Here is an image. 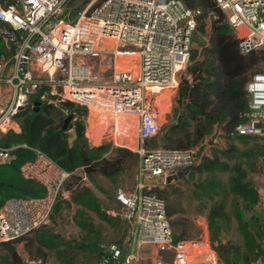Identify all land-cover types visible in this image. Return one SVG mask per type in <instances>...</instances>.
<instances>
[{
    "label": "built area",
    "instance_id": "1",
    "mask_svg": "<svg viewBox=\"0 0 264 264\" xmlns=\"http://www.w3.org/2000/svg\"><path fill=\"white\" fill-rule=\"evenodd\" d=\"M69 1L13 0L0 5L2 51L12 47L14 51L9 58L0 54V101L4 91L7 97L0 109V137L21 133L16 115L27 105L33 109L30 101L35 96L40 106L64 107L65 116L70 114L69 108L85 109L84 137L89 147L108 144L138 155L135 188L115 194L120 212L106 211L130 225L128 252L123 255L116 245H102L105 256L98 264H141L138 250L144 246L155 247L168 260L156 257L152 264H223L208 241H175L166 203L144 193L153 187L147 182L165 184L167 176L196 165L192 150L149 149L146 143L161 132L163 114L156 99L168 91L173 93V103L202 11L189 9L180 0H92L71 22L69 9L76 0L71 5ZM214 2L238 40L239 53L264 52V0ZM102 67L111 70V75H103ZM244 89V121L229 136L263 138L264 73L254 74ZM71 113L72 124L79 116L75 110ZM123 118L126 120L120 123ZM14 148H0V167L11 162ZM30 150L33 159L21 165L20 175L41 186L44 193L38 198L4 202L0 243L49 226L55 202L70 198L72 173L42 151ZM75 174L79 180L73 188H90L82 169ZM259 196L264 212V196ZM253 264H264V250L263 258Z\"/></svg>",
    "mask_w": 264,
    "mask_h": 264
},
{
    "label": "trees",
    "instance_id": "2",
    "mask_svg": "<svg viewBox=\"0 0 264 264\" xmlns=\"http://www.w3.org/2000/svg\"><path fill=\"white\" fill-rule=\"evenodd\" d=\"M91 1L83 0L82 9ZM180 1L189 9H200L202 14L197 17L187 68L180 77L174 97L171 121L158 138L148 140L146 145L165 150H193L216 128L221 129L223 137L230 142L225 149L212 148L210 155H202L199 159L195 157L196 165L187 171L188 175L183 180L165 184L164 189L144 190V193L153 194L167 203V190L174 193L177 182L191 181L197 175L203 178L193 185L192 195L199 203L213 202L224 193L231 194L241 204V208L234 204L232 218L237 223L242 242H218L219 227L216 220L222 219L228 223L230 221L225 212V203L220 201L210 208L207 215L210 243L223 264H253L263 258V250L258 240L264 236V226L262 228L252 223L257 222L254 217L249 225L245 224L240 211L252 213L260 205V196L247 180L246 169L240 164L231 166L229 162L236 159L239 152L234 142L247 145L258 137H230L229 133L244 121L241 116L247 102L244 88L254 74L264 73V52L247 55L239 53L238 40L226 25L225 17L214 0ZM11 3L13 0H0V5L3 6ZM208 16L211 17L209 23L206 22ZM2 26L0 23V27ZM197 34L207 36V42L200 43L199 48L193 49L194 36ZM2 50L0 41V54L9 58L14 52L13 47L10 51ZM38 100V96H35L30 102L36 103ZM63 110L64 107L52 104H42L38 112L24 108L16 115L21 125V133L10 132L0 137V148L15 147L11 162L0 167V209L8 199L38 198L43 195L41 186L24 180L20 175L21 165L33 159L30 149H38L60 168L72 173L68 184L70 198L55 202L50 225L56 223L64 210L74 207L71 220L80 231L81 238L66 241L46 232L45 229L50 225L41 227L24 237L0 243V264H24L17 250L21 244L30 260L38 264H46L49 255L60 264H78L77 259L82 256L94 261V264L99 263L105 256L101 248L104 245L103 237L90 214L109 227H115L119 223V219L106 214L91 189L79 185L73 188L79 180L75 172L82 169L92 182L99 176L116 185L128 164L137 165L138 155L126 149L111 148L108 144L89 147L84 137L85 109L69 108V113L76 111L79 120L70 124L66 132L61 131L65 118ZM69 131L73 132L71 140ZM260 139L264 142V137ZM258 155L264 157V144L258 148ZM225 173H230L227 189L219 178V175ZM166 207L170 218L174 211L168 205ZM177 225L175 221L170 224L174 229ZM173 238L175 241H184L185 232L173 235ZM117 244L120 248L121 242Z\"/></svg>",
    "mask_w": 264,
    "mask_h": 264
},
{
    "label": "rangeland",
    "instance_id": "3",
    "mask_svg": "<svg viewBox=\"0 0 264 264\" xmlns=\"http://www.w3.org/2000/svg\"><path fill=\"white\" fill-rule=\"evenodd\" d=\"M82 2L83 0H76V2L70 7V17L69 20L73 22L77 17V14L82 10ZM68 11V10H67ZM195 41H193V49L199 48L200 43L207 42V36H201L199 34L194 36ZM111 47H115V43H110ZM120 50L124 51H134V49L129 46L121 47ZM87 63H93V61H87ZM97 63V62H96ZM187 68V67H186ZM186 68L182 71L184 75ZM105 76H110L112 71L107 70L106 67H102ZM181 74V76H182ZM180 76V77H181ZM2 92V91H0ZM6 92H3V97L0 101V109L1 105L4 104L6 100ZM172 92L164 91L161 92L159 97L156 99V105L161 110L163 114L162 119V128L159 136L162 131L167 127V125L171 121V114L174 104L172 103ZM171 101V103H170ZM168 112V114H165ZM125 118L120 120L122 123ZM137 124H133V131L136 132ZM73 135L72 131L68 132L69 140H71ZM158 136V137H159ZM157 137V138H158ZM229 140L223 137V132L221 129L216 128L214 131L207 136L204 142L199 145L197 148L193 149V153L197 159L202 155H210L212 148L217 149H225L229 145ZM239 152L236 156V159L229 162L231 166L236 164H240L247 171V180L255 187L258 191L259 195L264 196V157H260L258 155V148L264 144L263 140L257 138L255 140L250 141L247 145H243L239 142H234ZM149 149H162L160 147L150 148L148 144L146 145ZM138 163L136 166L128 164L121 175L118 184L112 185L103 178L96 176L94 181H90V188L94 195L99 199L100 205L102 209L106 211L114 210L116 212H120L119 207L114 202V197L117 191L124 190L126 192H130L135 188V175L137 171ZM230 173H225L219 175V178L223 182L225 188H228V178ZM197 175L194 176L193 180L186 182H177L174 186L175 192L172 193V190H167V203L170 209L174 211V215L170 217L171 222L175 221L178 225L177 227L172 228L173 235L180 234L185 232V240L184 241H208L210 243V230L207 223V215L209 213L210 208L220 201L225 203V212L229 216V223L226 220L218 219L216 220V225L219 227L218 232V242L221 243H233L240 244L242 242L241 234L237 229V223L232 218L234 211V204L238 205L241 208V204L239 201H236L235 198L229 194L224 193L220 197H216L213 202L206 201L204 204L199 203L193 198V185L198 182L200 179ZM147 185L153 186L151 189H164L165 184H162L160 180H154L147 182ZM101 188V190H99ZM239 208V209H240ZM75 208L69 207L62 212L60 218H57L56 223H51V225L45 229L46 232L52 235H57L66 241L79 240L81 238L80 231L76 226L72 223L71 217L74 213ZM241 218L243 222L249 225L251 223V218L257 219L256 223L259 227L264 226V212L261 205H257L252 213H244L240 211ZM90 217L97 227L102 233L103 244L108 245H116L118 246V242H121L120 249L125 255L128 252L127 244L129 243V237L131 232L130 225L125 222L122 218L115 217L119 219V223L115 227H109L105 223L99 221L97 217L93 214H90ZM264 230V228H263ZM30 237V235L28 236ZM217 242V244H218ZM262 250H264V236L258 240ZM216 245V244H215ZM119 247V246H118ZM18 252L22 256L24 264H32L33 260H30L29 255L23 249L22 244L17 247ZM140 256L142 258L141 264H152V258H159L165 262H167V258L164 255H158L155 247L152 246H144L140 247L138 250ZM78 264H94V261H91L85 257H79L77 259ZM46 264H60L58 263L52 255H49ZM98 264V263H96Z\"/></svg>",
    "mask_w": 264,
    "mask_h": 264
},
{
    "label": "water",
    "instance_id": "4",
    "mask_svg": "<svg viewBox=\"0 0 264 264\" xmlns=\"http://www.w3.org/2000/svg\"><path fill=\"white\" fill-rule=\"evenodd\" d=\"M73 1L74 0H70L68 5H71L73 3ZM33 106H34L33 107L34 112H38L40 104L38 102H36V103H34ZM26 108H31V106L27 105ZM72 119H73V113H70V114L65 116V118L63 119V122H62L61 131L66 132L68 130V128L72 122ZM187 175H188V172H178L174 175L167 176L165 179V184L176 182L178 180H183L184 178L187 177Z\"/></svg>",
    "mask_w": 264,
    "mask_h": 264
},
{
    "label": "crops",
    "instance_id": "5",
    "mask_svg": "<svg viewBox=\"0 0 264 264\" xmlns=\"http://www.w3.org/2000/svg\"><path fill=\"white\" fill-rule=\"evenodd\" d=\"M175 97V96H174ZM173 102H174V98H173Z\"/></svg>",
    "mask_w": 264,
    "mask_h": 264
}]
</instances>
